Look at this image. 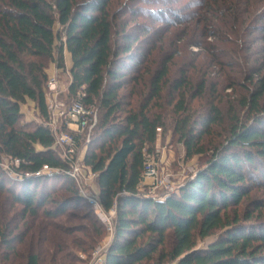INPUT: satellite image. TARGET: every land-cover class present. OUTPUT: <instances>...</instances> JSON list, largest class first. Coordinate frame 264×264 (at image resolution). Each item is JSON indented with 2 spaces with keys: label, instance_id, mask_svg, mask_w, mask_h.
Segmentation results:
<instances>
[{
  "label": "trees",
  "instance_id": "obj_1",
  "mask_svg": "<svg viewBox=\"0 0 264 264\" xmlns=\"http://www.w3.org/2000/svg\"><path fill=\"white\" fill-rule=\"evenodd\" d=\"M130 2L0 0V164L2 155L18 160L11 166L18 178L0 165V191L8 192L21 206V215L40 217L37 225L48 230L46 236L42 231V238L53 247L52 264H75L69 252L62 250L56 234L60 227L52 219L77 215L70 209L80 204L90 214L96 213L65 173L35 174L44 166L66 170L68 162L54 146L51 128L22 122L20 109L29 99L42 117H48L47 73L36 58L64 68L65 47L71 57L67 85L71 102L78 98L86 106L97 103L102 110L98 140L88 146L83 163L96 173L104 211L115 210L105 264H264V201L252 200L239 211L252 189L264 187V105L260 104L264 74L256 77L254 86L246 87L241 98V106L250 115L244 120L231 116L225 142L211 148L192 178L163 199L142 192V148H151L156 128L164 126L162 116L150 112L148 101L160 96L169 58L151 74L143 105L132 109L120 90L141 77L150 49L139 42L148 27L130 25L138 16ZM171 85L179 94L172 110V135L182 142L186 158L203 155L206 136L224 123V114L212 103L200 111L191 110L185 98L191 83L185 73ZM204 85V80L199 81L190 95H201ZM86 219L92 228L85 227L86 241L77 246L82 251L94 247L103 227L92 217ZM62 228L67 235L72 232L71 227ZM212 234L216 236L199 246ZM21 237V233L0 230V241L8 251ZM25 264H40L39 254H27Z\"/></svg>",
  "mask_w": 264,
  "mask_h": 264
},
{
  "label": "rangeland",
  "instance_id": "obj_2",
  "mask_svg": "<svg viewBox=\"0 0 264 264\" xmlns=\"http://www.w3.org/2000/svg\"><path fill=\"white\" fill-rule=\"evenodd\" d=\"M129 5L138 12L135 21H131L130 25L144 23L148 27L149 30L141 35L139 42L142 48L150 49L141 67V77L135 82L130 81L120 90V93L125 95V100H130L132 109L136 110L143 105L149 92L151 74L169 58L160 96L148 101L150 112L159 113L164 120L163 128L156 130L157 136L151 148L145 147L155 156L158 181L152 185L151 179L147 178L140 189L144 193L162 197L192 178L204 166L211 148L225 142L233 114L241 120L247 119V115H250L247 109L241 106L240 101L246 93V87L254 86L256 77L264 74V0H131ZM57 28L56 23L54 29ZM63 58L64 68L57 67L52 60L36 58L43 62L47 73L44 93L48 117L41 116L34 101L26 99L20 105L22 122L48 123L57 139L61 134L70 131L66 125L63 127L65 124L63 116L58 114V110L69 106L72 100L67 92L71 64L65 47ZM259 66H263L260 72L253 75L255 68ZM183 73L191 83L190 90L185 95L191 110L200 111L212 103L224 114V123L214 126L213 132L205 138L206 153L189 158L185 157L182 142L172 135L175 120L172 110L179 94L172 89L171 84ZM49 79L55 81L57 88L53 102L52 95H49L47 89ZM201 80L205 81L202 94L192 97L190 94L193 86ZM55 102L60 109L54 110V106L52 109L49 107ZM260 104L264 105V97L260 99ZM91 108L96 116L95 125L82 130L78 138L76 155L82 161L88 146H93L101 131L102 110L97 103ZM54 146L61 154L66 149L63 143ZM36 148L40 146L37 145ZM0 165L11 176L18 178L11 169L12 165H17L15 159L2 155ZM80 177L85 192L98 196L95 176L91 175L88 167H84ZM17 188L18 186L15 191ZM256 199L264 201V187L252 189L240 203L239 211L244 210ZM70 211L78 212L76 217L71 215L52 219V222H56L60 227L56 231L60 236L59 243L64 252H69L75 264H91L96 249L105 248L106 251L113 235V226L109 228L96 214H90L86 205L80 204ZM86 216L96 219L103 227L94 247L82 251L77 246L79 244L82 246L86 241L85 227L92 228ZM114 216L115 211L113 218ZM39 220L40 217L21 215V206L8 192L0 191V230L6 234L10 232V235L20 233L22 235L21 240L13 241L12 251L6 250V246L0 241V264H25L29 253H38L40 264H52L50 253L53 247L42 238V231L46 236L48 230L37 225ZM67 226L72 228L68 235L62 232L64 230L62 227ZM215 236L216 234H212L206 237L199 242V246L205 245Z\"/></svg>",
  "mask_w": 264,
  "mask_h": 264
},
{
  "label": "built area",
  "instance_id": "obj_3",
  "mask_svg": "<svg viewBox=\"0 0 264 264\" xmlns=\"http://www.w3.org/2000/svg\"><path fill=\"white\" fill-rule=\"evenodd\" d=\"M47 89L49 95H52L51 100L53 102V100H55L54 96L57 93L56 83L53 79L48 80ZM53 106L55 107L54 110L60 109V107L56 102L52 103L49 107L52 109ZM92 112L93 110L91 106L84 105V103L78 98L74 99L66 108L58 110V114L63 116L65 125L70 131L66 134H61L58 139L55 137V144L63 143L64 145H66V149L64 152H62L61 156L68 162V168L66 170H63L59 168H50L44 166L43 167L44 169L42 168L41 170L35 172V174L38 175V174L52 173V172L65 173L75 182L78 189V193L82 197H84L88 201V203L93 207V210L100 218V220L106 226L112 228V221L115 210L114 208H111L109 211H104L98 200V196L91 195L85 192L84 184L83 181L81 180L80 174L82 173V170L86 165L76 155L77 145H76L75 136L79 135V133L82 130L86 128H91L93 125H95L96 116ZM43 125L50 127L48 123H44ZM159 129L160 128H156V130ZM142 154H143V173H142L141 184H145L146 179L150 178L151 179L150 183L154 185L158 181L155 156L153 155L152 152L146 150L145 147L142 148ZM15 160L18 163V160L17 159ZM91 175L96 176V173L91 171ZM164 196H162L161 199H163ZM91 264H105V248H98L95 250V252L93 253Z\"/></svg>",
  "mask_w": 264,
  "mask_h": 264
},
{
  "label": "crops",
  "instance_id": "obj_4",
  "mask_svg": "<svg viewBox=\"0 0 264 264\" xmlns=\"http://www.w3.org/2000/svg\"><path fill=\"white\" fill-rule=\"evenodd\" d=\"M68 56H69V59H70V64H71V57H70V54L67 52Z\"/></svg>",
  "mask_w": 264,
  "mask_h": 264
}]
</instances>
